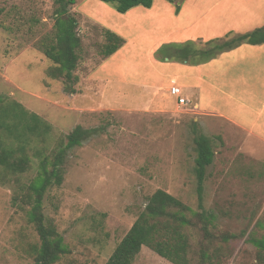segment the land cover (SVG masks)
I'll list each match as a JSON object with an SVG mask.
<instances>
[{"label": "rangeland", "instance_id": "1", "mask_svg": "<svg viewBox=\"0 0 264 264\" xmlns=\"http://www.w3.org/2000/svg\"><path fill=\"white\" fill-rule=\"evenodd\" d=\"M107 6L115 10L99 0H76L71 8L82 38L74 72L77 94L71 95L63 82L49 77L53 63L37 47L53 36L54 0H0V118L15 133L0 129V141L15 148L26 145L31 161L24 173L0 165V264L34 263L40 239L28 220L29 207L21 210L14 199L28 190L41 161L52 159L77 126L98 132L68 152L63 184L50 188L44 198L45 216L68 250L56 264H106L158 190L192 212H206L203 223L187 214L198 224L185 229L195 262L201 242H207L210 253L217 252V264H261L260 249L250 239H264V144L248 141L223 121L181 108L165 115L145 113L140 90L127 85L119 91L101 82L120 75L118 64L99 70L105 61L104 27L97 20L117 19ZM133 15H126L125 23L119 17L123 22L111 29L130 36L145 23ZM135 61L126 73L138 81L140 63L150 64L141 56ZM4 108L8 113L2 115ZM34 116L42 122L38 129ZM199 135L211 139L215 152L202 201L195 163ZM134 264L172 263L143 247Z\"/></svg>", "mask_w": 264, "mask_h": 264}, {"label": "crops", "instance_id": "2", "mask_svg": "<svg viewBox=\"0 0 264 264\" xmlns=\"http://www.w3.org/2000/svg\"><path fill=\"white\" fill-rule=\"evenodd\" d=\"M107 9L116 22L98 18L97 23L124 38L125 45L99 69L118 64L120 75L101 82L117 86L119 91L127 85L140 90L141 97L146 98L141 105L145 113L165 115L181 108L205 119L223 121L248 141L264 144V44H243L211 60L202 55L210 42L264 28V0H154L151 8L137 7L125 14ZM151 11V16L146 15ZM129 14L143 18L145 23L130 36L111 29ZM221 34L224 36L217 37ZM132 56L145 57L150 64L146 68L140 63L138 81L126 73L127 67L136 63ZM173 87L180 88L191 105L180 106L171 94Z\"/></svg>", "mask_w": 264, "mask_h": 264}, {"label": "trees", "instance_id": "3", "mask_svg": "<svg viewBox=\"0 0 264 264\" xmlns=\"http://www.w3.org/2000/svg\"><path fill=\"white\" fill-rule=\"evenodd\" d=\"M112 4L120 14H125L137 7L151 8L154 0H99ZM175 3L178 0H167ZM76 0H54V15L56 17L53 36L42 39L38 49L49 59L53 66L49 69V77L61 81L64 90L71 95L77 94L78 78L74 72L80 61L79 50L82 38L78 32V19L71 13ZM104 44L101 56L105 60L125 45V39L108 29L102 30ZM243 44H264V28L244 34L223 42H210L202 50L205 60H211L221 53L235 49ZM1 103V100H0ZM4 108L1 114H7ZM35 122L34 129H38L42 122L37 116L31 117ZM47 129L49 126L45 124ZM0 129H5L9 135H14L13 125H7L0 118ZM98 132L97 129H85L77 126L68 136L67 143L60 147L52 159L41 161L38 175L31 181L28 190L15 196L14 204L25 210L28 206L27 217L35 228L40 246L35 249L33 264H56L62 256L68 253L64 239L57 229L48 222L44 213V198L47 191L54 186H61L64 181V165L68 152L81 147L88 139ZM196 174L198 179V194L202 201L206 169L214 163L215 152L212 141L205 135H199L196 140ZM30 158L26 154V145L15 148L4 141H0V165L13 173H24L30 166ZM202 209V208H201ZM193 213L200 222L206 220V212H192V209L168 192L158 190L154 193L133 224L130 231L117 245L106 264H134L143 247H147L161 258L172 264H192L195 262L190 239L185 232L189 226L198 225L187 214ZM210 215V214H209ZM208 217H212L211 215ZM207 231V227L205 228ZM229 239V238H225ZM260 249L259 261L264 264V239H250ZM216 251L210 253L209 247L201 242L196 264H217Z\"/></svg>", "mask_w": 264, "mask_h": 264}, {"label": "built area", "instance_id": "4", "mask_svg": "<svg viewBox=\"0 0 264 264\" xmlns=\"http://www.w3.org/2000/svg\"><path fill=\"white\" fill-rule=\"evenodd\" d=\"M171 94L175 96L178 99V103L180 106H189L191 105V102L187 100L186 98L182 97V90L178 87H173L171 89Z\"/></svg>", "mask_w": 264, "mask_h": 264}]
</instances>
